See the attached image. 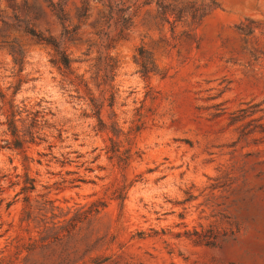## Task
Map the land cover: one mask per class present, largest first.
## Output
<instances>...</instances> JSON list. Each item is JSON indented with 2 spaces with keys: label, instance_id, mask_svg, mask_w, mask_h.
<instances>
[{
  "label": "rangeland",
  "instance_id": "rangeland-1",
  "mask_svg": "<svg viewBox=\"0 0 264 264\" xmlns=\"http://www.w3.org/2000/svg\"><path fill=\"white\" fill-rule=\"evenodd\" d=\"M218 2L0 0L1 264H264V0Z\"/></svg>",
  "mask_w": 264,
  "mask_h": 264
},
{
  "label": "trees",
  "instance_id": "trees-1",
  "mask_svg": "<svg viewBox=\"0 0 264 264\" xmlns=\"http://www.w3.org/2000/svg\"><path fill=\"white\" fill-rule=\"evenodd\" d=\"M89 1L85 0V10L89 9ZM101 2L103 10L100 12L102 17H105L104 22L93 24V35L98 39L109 38L111 33L117 36H122L130 29L132 23L128 21V16L131 15L132 9H139L142 6L155 5L158 15L163 21L169 22L172 27H175L177 22L189 24L199 23L214 9L218 8V0H96ZM62 9L59 12L62 13ZM115 19L113 22L112 19ZM171 18V19H169ZM250 20L245 26L247 33H253L255 28H263L264 23L259 22L257 25ZM262 33H264L262 31ZM29 34L37 39L40 43L48 44L62 57L61 63L65 66H70L71 60L62 49L61 41L50 36L42 37L34 30L29 31ZM12 126V133L16 134V127L13 120L9 121ZM17 136V134H16ZM18 142V141H17ZM1 264V263H0Z\"/></svg>",
  "mask_w": 264,
  "mask_h": 264
}]
</instances>
